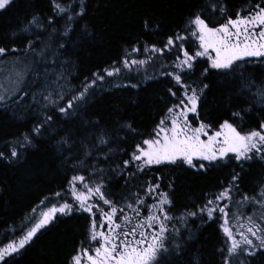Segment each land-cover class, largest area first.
Instances as JSON below:
<instances>
[{
    "label": "trees",
    "instance_id": "1",
    "mask_svg": "<svg viewBox=\"0 0 264 264\" xmlns=\"http://www.w3.org/2000/svg\"><path fill=\"white\" fill-rule=\"evenodd\" d=\"M60 2L79 11V0ZM210 2L85 0L87 13L72 22V31L67 37L60 35L66 18L58 17L59 23L55 27L59 31L48 54L51 56L59 42L64 43V48L59 49L55 63L50 59L47 64L35 67L40 71L47 68L52 74L50 80H54L57 73H63L65 79L60 80V84L64 85L62 91L66 96L80 87L85 78L92 79L93 73L111 66L121 68L119 75L106 77L105 82L90 90L87 103L76 115L69 117H63L51 107L42 109L40 105L33 104L31 94L22 103H12L16 99L12 94L13 81L22 71L28 72L25 79L31 92L41 99L39 91L42 90V82L33 84L32 73L26 68L32 63L34 54L24 49L27 40L35 39L37 35L41 40H47V33L40 32L29 22L34 15H38L47 24L48 16L53 15L49 11L48 0H15L9 10L0 12V46H15L18 49L15 53L0 56V88L4 90L0 95L11 96L8 103L0 105V151L9 153L10 147L22 138V134L29 132L42 118V111L53 114L51 127L42 136L35 137L34 147L20 149L17 145L18 151L25 153L22 159L13 162L0 159V247L25 234L40 212L46 210L45 206L60 199L54 193L60 192L71 203L67 181L74 174L85 175L88 183L102 176L109 198L120 206L134 201V193L143 195L146 181L159 179L161 188L172 196L175 205L172 214L178 218L186 210L195 211L198 205L205 202L206 194L218 193L234 173H240V193L233 192L230 215L232 212L242 213L239 224L247 225L246 217L249 215H255L256 222L261 223L259 213L264 209L258 204L248 203L239 209L237 206L242 199L241 193L258 195L261 185H264V160L258 157L244 162L242 167L240 162L230 160L207 172L186 167L153 166L146 174L137 173L135 177H129L128 172L135 169L122 170L123 160L129 158L134 145L148 138L175 99L168 92L174 81L162 73L173 71L176 57L166 51L163 58L159 54L154 55L153 60L143 67L133 65L124 68L122 63L114 65L113 62L120 61L126 49L131 53L132 45L139 47L144 43H155L162 46L173 33L187 35L184 29L189 17ZM249 2L251 0H221L233 18ZM256 2L264 3V0ZM145 21H148V29L144 26ZM26 26L30 27L27 33L22 31ZM13 34H16L15 39L11 38ZM184 46L194 52L198 44L189 39ZM148 55L142 50L131 53L129 59H146ZM178 55L182 58V52ZM204 61L198 59L194 74L187 78V82L194 87L208 85L202 96L201 119L216 126L218 121L228 119L232 112L244 109V120L241 122L244 131L257 128V121L264 115V105L253 103L251 94L247 91L242 93L241 88L244 77L251 76L257 84L264 81L261 75L264 65L244 64L235 73H210L205 78L201 75L206 66ZM131 84L138 86L131 87ZM249 108L251 111H247ZM126 124H131L135 131L123 127ZM101 130L108 134L111 142L96 149L94 145L98 143ZM109 147L112 148L111 153H108ZM121 148L124 151H120ZM101 150L108 153L107 159ZM86 151L92 154L86 157ZM78 160L88 165L95 163L103 172L91 174L89 168L74 167ZM169 183L173 184L171 189L168 188ZM125 197L128 199H123ZM33 209L37 211L33 212ZM125 211L131 215L127 208ZM144 213L142 210L141 216ZM233 221L236 220L232 219L230 223ZM89 223L88 214L73 212L69 216L57 215L56 220L37 233L18 254H14L10 264H65L69 254L84 239ZM219 223H202L197 217H189L187 225L178 219L172 221L169 227L171 229L174 225L180 229L183 244L180 252L168 258V264H222L219 250L223 247L224 237ZM239 259H246L247 264H264V251H257L254 257L241 255ZM233 264L237 262L234 260Z\"/></svg>",
    "mask_w": 264,
    "mask_h": 264
},
{
    "label": "snow or ice",
    "instance_id": "2",
    "mask_svg": "<svg viewBox=\"0 0 264 264\" xmlns=\"http://www.w3.org/2000/svg\"><path fill=\"white\" fill-rule=\"evenodd\" d=\"M14 3L15 0H0V12L9 10ZM48 3L49 11L53 15L48 16L47 24L43 23L38 15H34L29 22L40 32H46L47 40H41L37 35L35 39L27 40L24 49L34 54L32 63L26 68L32 73L33 84L42 82V90L39 91L41 99H37L36 94L31 92L25 79L28 72L22 71L17 73L13 81L12 94L16 99L12 100V103H22L31 94L33 104L40 105L42 109L51 107L63 117H69L76 115L87 103L90 90L98 83L105 82L106 77L119 75L121 68L111 66L93 73L92 79L85 78L80 87L66 96L62 91L64 85L60 84V80L65 79L63 73H57L56 78L50 80L52 74L49 70L45 68L40 71L35 65L47 64L50 59L55 63V57L60 54L59 49L64 48V43L59 42L51 56L48 54L59 31L55 27L56 23H59L57 18H66L64 30L60 35L67 37L72 31V22L78 17L83 18L87 13V7L85 0H79V11L63 5L60 0H48ZM216 16L220 19H214ZM144 26L148 29V21H145ZM22 31L27 33L30 27L26 26ZM184 32L187 35L173 33L168 36L162 46L155 43L131 46V53H140L142 50L147 52L149 55L146 59H129L131 53L126 49L121 60L113 62L114 65L122 63L124 68L133 65L143 67L153 60L154 55L159 54V57L163 58L166 51L176 57L173 61V71L162 73L174 81L168 92L175 99L148 138L136 143L129 158L123 160L122 170L130 167L135 169L128 172L129 177H135L137 173L146 174L153 166L186 167L197 172H207L230 160L240 162L241 167L244 162L257 157L264 160V115L257 121V128L250 131H244L241 123L244 120V109L232 112L228 119H222L214 126L202 120L200 114L202 96L208 85L194 87L187 82V78L194 74L199 58H206L204 61L206 66L201 71L205 78L210 73L222 75L235 73L237 68L244 64L264 65V3L251 0L247 7L238 10L233 18L226 4L221 3V0H211L206 7H202L189 17ZM15 36L16 34H13L11 38L15 39ZM189 39L198 42L194 52H190L184 46ZM16 51L18 49L15 46L10 48L0 46V56ZM181 52L183 58L178 55ZM261 75L264 76V69ZM241 76H244L243 72ZM253 88L255 92H252ZM244 91L251 94L253 103L264 105V81L257 84L251 76L244 77L241 92ZM9 100L11 96L0 95V105L8 103ZM247 111H251V108ZM40 115L42 118L36 121L29 132L22 134V138L10 147L9 153L0 151V159L8 162L19 161L25 153L18 151L17 145L20 149L34 147L35 137L42 136L53 121V114L49 111H42ZM123 127L135 131L131 124ZM97 141L98 143L94 145L96 149H99L100 145L108 146L111 142L103 130ZM119 150L124 151L123 148ZM111 152L112 148L109 147L108 153ZM108 153L101 150L105 159ZM91 154V151L85 152L86 157ZM74 167L89 168L91 174L103 172L95 163L88 165L83 160H78ZM239 181L240 173H234L221 191L206 194L205 202L198 205L195 211L186 210L177 218L172 214L175 207L172 196L169 191L161 188L159 179L146 181L143 196L138 192L134 193V201L120 206L109 198L102 176L88 183L85 175L74 174L67 181L68 194L71 195L72 202L64 199L60 192L54 193V196L60 199L46 205V210L40 212L39 217L18 240L0 247V264H10L14 254H18L37 236V233L56 220L57 214L69 216L73 212L88 214L90 223L84 239L79 241L78 247L69 254L65 264H168V258L180 252L183 244L180 229L174 225L170 229L169 225L177 219L187 225L189 217H197L202 223L220 221L219 229L224 237L223 247L219 250L222 264H233L234 260L237 264H247L246 259H239L241 255L254 257L257 251H264V211L259 213L261 223L256 222L255 215L247 216L246 227L239 224L242 213L232 212L230 215L233 192L240 193ZM78 185H83V189ZM172 187L173 184L169 183L168 188ZM241 195L242 199L237 202L238 209L248 203L258 204L264 209V185H261L258 195L249 196L246 193ZM146 198H151L153 202L149 204ZM142 210L146 214L143 215V219H139ZM36 211L33 209V212ZM232 219L236 220L239 228L245 230L234 231L230 223Z\"/></svg>",
    "mask_w": 264,
    "mask_h": 264
},
{
    "label": "rangeland",
    "instance_id": "3",
    "mask_svg": "<svg viewBox=\"0 0 264 264\" xmlns=\"http://www.w3.org/2000/svg\"><path fill=\"white\" fill-rule=\"evenodd\" d=\"M197 44H198V42H197ZM182 58H183V56H182ZM199 59H203V60H205L206 58H199ZM0 92H4V90L2 89V88H0ZM78 187L80 188V189H83V185H78ZM143 191H145V188H144V190ZM141 196H143L142 194H141ZM70 197H71V195H70ZM147 199V201H148V203L149 204H151L153 201H152V199L151 198H146ZM72 200V199H71ZM105 208H106V206H105ZM106 210H107V208H106ZM146 214V212L144 213V215ZM40 215V214H39ZM57 215H59V214H57ZM139 219H143V216H141ZM236 223V221H233V223H232V225H233V228H234V231H236V230H240V231H243V230H245V229H243V228H239V224H235ZM247 225H245V227H246ZM237 238L239 239V236H237ZM18 240V239H17Z\"/></svg>",
    "mask_w": 264,
    "mask_h": 264
}]
</instances>
